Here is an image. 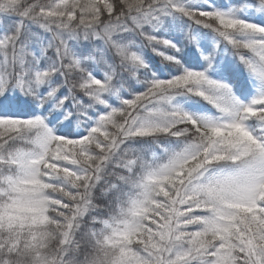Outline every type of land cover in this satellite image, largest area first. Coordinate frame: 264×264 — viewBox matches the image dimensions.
I'll return each mask as SVG.
<instances>
[{
    "label": "snow or ice",
    "instance_id": "snow-or-ice-1",
    "mask_svg": "<svg viewBox=\"0 0 264 264\" xmlns=\"http://www.w3.org/2000/svg\"><path fill=\"white\" fill-rule=\"evenodd\" d=\"M0 264H264V0H0Z\"/></svg>",
    "mask_w": 264,
    "mask_h": 264
}]
</instances>
